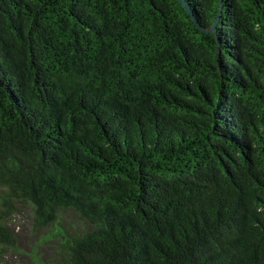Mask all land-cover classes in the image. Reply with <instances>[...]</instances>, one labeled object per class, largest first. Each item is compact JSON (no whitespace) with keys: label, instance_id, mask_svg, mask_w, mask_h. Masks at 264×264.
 <instances>
[{"label":"trees","instance_id":"1","mask_svg":"<svg viewBox=\"0 0 264 264\" xmlns=\"http://www.w3.org/2000/svg\"><path fill=\"white\" fill-rule=\"evenodd\" d=\"M187 1L0 0V257L264 264V0Z\"/></svg>","mask_w":264,"mask_h":264},{"label":"rangeland","instance_id":"2","mask_svg":"<svg viewBox=\"0 0 264 264\" xmlns=\"http://www.w3.org/2000/svg\"><path fill=\"white\" fill-rule=\"evenodd\" d=\"M62 220L65 223L80 225L74 211H64ZM9 223L17 233L18 249H7L0 257V264H37L38 261L49 259L54 255L55 239H50L48 229L39 228L34 224L31 208L24 204L18 205ZM48 241H44L45 239ZM42 242V244H41Z\"/></svg>","mask_w":264,"mask_h":264},{"label":"water","instance_id":"3","mask_svg":"<svg viewBox=\"0 0 264 264\" xmlns=\"http://www.w3.org/2000/svg\"><path fill=\"white\" fill-rule=\"evenodd\" d=\"M177 1H178V2H179V3L185 8V10L187 11V13L190 15L192 21H193L198 27H201V26L198 24L197 20L195 19L194 13H193V11H192V8H191L189 2H188L187 0H177ZM219 3H220V9H219V13H220V12H221V8H222V0H220ZM217 20H218V16L215 18L211 30H215ZM201 29H203V28L201 27Z\"/></svg>","mask_w":264,"mask_h":264}]
</instances>
